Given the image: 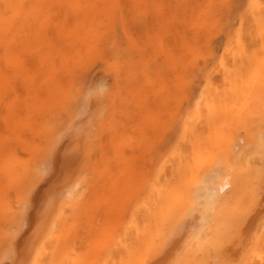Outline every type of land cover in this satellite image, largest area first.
I'll return each instance as SVG.
<instances>
[{"label":"snow or ice","instance_id":"6c2138e0","mask_svg":"<svg viewBox=\"0 0 264 264\" xmlns=\"http://www.w3.org/2000/svg\"><path fill=\"white\" fill-rule=\"evenodd\" d=\"M89 7L104 18L119 15L122 6ZM134 7L143 10L139 13L143 16L159 6ZM214 8L188 54V69L178 79L176 98L150 132L139 130L143 158L121 161L142 173V190L137 192L135 184H129L116 194L111 222L86 248L68 245L61 249L57 244L42 258L49 239L47 221L57 199L54 189L44 191L49 162L62 149L70 165L78 162L91 118L107 114L112 90L106 78L122 75L125 51L98 54L88 61L79 76L74 105L79 119L64 122L52 134L43 165L25 181L13 225L4 237L0 264H264V0L259 4L221 0ZM141 80L147 83V73L129 72V84ZM2 87L7 92V84ZM123 102L129 105L127 120L120 119L123 112L113 111L117 159L120 147L138 131L133 126L129 132L127 126L135 116L132 105L139 101ZM246 134H251L254 154L248 156L244 168L242 158L234 159L233 154ZM89 151H95L94 146ZM257 155L259 165L253 169L251 162ZM241 176L246 177L243 196L235 203L227 226L217 229L213 227L216 208L231 189L233 178ZM192 177L196 178L195 192L189 201L184 190ZM88 179V173L82 172L75 189H82ZM33 215L35 226L29 232L27 221ZM109 233L111 241L98 259L96 249Z\"/></svg>","mask_w":264,"mask_h":264},{"label":"rangeland","instance_id":"374dc122","mask_svg":"<svg viewBox=\"0 0 264 264\" xmlns=\"http://www.w3.org/2000/svg\"><path fill=\"white\" fill-rule=\"evenodd\" d=\"M76 1L77 0H0V135L4 134L5 136H9L10 132L13 131L12 128L15 130V127H11V129L9 127L14 124H11L12 122H15L13 114V108L15 105L14 92L17 91V93L21 94L23 98L26 97V88H28L26 87L28 84H26L28 80L26 77H30L31 74H38V72L45 70L43 69L45 67H42V65L44 66L42 63L44 57L43 54L46 53L44 48L50 43L58 46L61 35L60 32L58 33V27L66 20L64 19L66 15H69L70 17L74 14V11L72 10L74 8L60 6L75 5ZM132 1H135L136 3H133ZM116 3L122 6L119 10V15L114 14L111 16L112 19L109 16L107 19L109 21L107 23H110L112 27H115L111 28L110 26L112 31L107 30V33L105 32L104 35L105 37L107 34L108 37H111V40H114L115 36L113 34H115V41H113L114 43H111L112 41L109 39V46H111V44L112 46L107 48V50L110 49L108 51L104 49V46L102 49L101 46L103 45V42H101L99 45L101 48H97L100 49V52H98V50L95 52L103 54L101 51L102 49L103 51L105 50V53L108 52L112 54L114 51L119 50V48L120 50L123 49L125 51V67L131 69L130 72L140 74L141 76H143L144 73H147L148 81L145 83L141 80L138 83L129 84L126 81L127 79H125L129 75V71L125 67V69L122 70V75L119 76V79L117 76L107 77L106 86L111 90L114 88L111 91L110 106L107 114L103 117L95 116L91 118L90 128L86 131L84 140L81 141L82 150L78 162L74 165H70L65 159L63 149L49 162L50 171L49 176L46 178L44 191L54 189L57 193V199L52 206L47 221L49 239L44 248L43 256L45 257L48 256L51 249L57 244L61 249L68 245H73L76 248H86L89 240L94 238L97 234H104L106 225L111 222L116 194L129 184H135L137 192L142 190V173L138 170L133 171L121 161H137L143 158L144 148L142 147L141 131L139 130H142L143 133L150 132L159 117L168 111L172 101L176 98L178 82L176 77H181L183 74L181 75L179 72L182 73L183 69H185L180 66L181 61H179V63L177 62L178 60H185L189 64L188 54L191 51V48L200 40L202 28L210 21L212 14L215 11L214 6L221 3V0H116ZM256 3L259 4L260 0H256ZM138 4H155L159 7H155L156 9H148L146 14L140 16L138 14L143 10H138L134 7ZM154 9L155 11L157 10L156 15ZM75 15L76 13L74 16ZM71 19L73 20V23H76V16ZM72 20H70V22ZM124 23L126 24V27L124 26ZM113 31L115 33H113ZM6 34L8 37L7 41L5 40ZM104 37L102 38V41L106 39ZM50 38H53L54 41H50ZM130 41L133 42L131 45L129 43ZM114 44H117L116 46L118 47L116 48ZM172 48H174L175 51ZM130 50L131 52H129ZM97 53L93 54L92 57L96 56ZM108 53L105 55H108ZM127 55L129 57H127ZM174 55L175 57H172ZM178 56L182 58L180 59ZM92 57L88 58V60H86V58L82 59L79 65L78 62L73 63L78 66V69L72 64V71L69 69V71H71L70 73L65 72L64 70L63 72L61 71L64 73L61 74L64 80L61 76L60 79L65 82L66 86L69 85L68 87H70L68 88L70 90L67 92L68 99H64L66 105L63 103V100H61L59 105H57L56 110L52 111V113H56L55 115L57 116L51 115L49 121L51 123L55 121L58 122H55V124L53 123L54 125L51 123L46 125V127L48 126L47 128H49V126H54L51 127V130L52 128L55 129V127L56 129L57 127L60 129L62 125H59L61 124L59 121H62V124H64V122H72L79 119L75 107L73 108L72 106V104H76V93H79L78 77L80 75L78 74L84 71L88 61L92 59ZM170 58H172L173 61L177 60V62L173 63ZM36 61L38 65L40 62L42 68L36 65ZM186 62L183 61V63ZM183 63H181V65ZM186 64H183V66L186 67ZM133 65H135V67ZM172 66H174V68ZM80 67L81 70L83 69L82 71L79 69ZM26 69L28 71H26ZM132 69H135L134 72ZM187 69L188 68L184 71ZM66 71H68V69H66ZM25 72L29 75L27 76ZM66 74L68 75L66 76ZM5 83L8 86L7 92H5L2 87ZM120 86L123 90H126V92L125 90L123 91V96L122 93L116 94L117 91L121 92L122 89ZM72 99H75V102L71 104ZM125 99L139 101L138 105L136 103L132 105V110L135 113V116L127 126V131L129 132L132 131L133 126H135L138 131L133 134L131 142L120 147V159H117L118 154L113 146L114 125L112 124L113 114L111 115V113L114 109H116L118 113L119 111L123 112L124 115L120 116V119L127 120L126 113L129 105L123 102ZM63 107L68 110H63ZM61 112H63V114ZM55 117L56 119H61L56 120ZM8 123L9 125H7ZM85 123H88V121H85ZM18 129L20 130L21 127ZM18 129L13 131L15 134H12L16 135L24 130L23 133L25 134L26 132L27 135L25 138H29L28 133L30 131L27 132V129L25 130L24 128L20 131ZM48 130H50V128ZM43 131H46V128ZM52 131L54 133V130ZM56 131L58 130H55V132ZM124 131L125 128L122 127L121 132ZM89 132L91 135H89ZM44 133L46 135V132ZM48 134H50V132ZM45 135L43 134L40 141L37 143V150L39 153H36L33 149L35 145L33 148L29 149L33 151V154L32 152L28 154V150L27 152L25 150H19L21 151L19 152L21 155L24 154L21 158H25L26 162L29 161L27 165L24 160L25 163L23 164L28 166H25L24 170V165L22 166L23 168L20 167L22 170L18 168L21 174L17 173L18 169L12 173L13 175L10 174L11 176L9 175V177L8 175L0 174V192L2 191L0 194V222L2 219L4 220L2 221L4 225L0 223V251H2L4 247V237L13 225L15 206L19 202L18 197L22 195L24 183L31 178V174L29 176V173L32 172L33 174L34 171L40 167L37 165H42L44 163L40 160L43 158V155L45 156L44 153L42 154V150L46 151V147L50 140L49 138L51 137L50 135L45 142L44 140H46V137L48 136ZM241 139L245 142L236 145L238 151L235 152L233 156L234 159L242 158L241 166L247 168L249 164L248 156H253L254 154V149L250 147L253 141L251 134H246L241 137ZM90 145L94 146L95 151H89ZM37 154L42 155L39 156ZM33 155L36 158H34ZM30 161L38 163L36 165L34 164L35 167H37H32ZM258 165L259 156L257 155L254 156L251 166L255 169ZM26 168H28V171ZM32 168L35 170L33 169V171H30ZM237 171L239 173L240 169ZM82 172H87L89 179L84 187L77 191L74 184ZM245 179L246 177L241 176L239 179L233 178L230 182L232 187L230 190L226 191L225 197L227 196V198H223L222 202L216 208L213 217V227L223 230L227 226L228 220L234 210L235 203L243 196ZM195 183L196 178L192 177L185 187L184 195L189 201L194 195ZM4 199L6 202H4ZM119 211L120 214L123 215V207H121ZM27 224L30 232L35 226L34 215L28 219ZM110 241L111 233L104 237L102 244L96 249V258L99 259L103 257V249ZM42 242V239L38 240V243ZM43 256L42 258H44Z\"/></svg>","mask_w":264,"mask_h":264},{"label":"bare ground","instance_id":"6f19581e","mask_svg":"<svg viewBox=\"0 0 264 264\" xmlns=\"http://www.w3.org/2000/svg\"><path fill=\"white\" fill-rule=\"evenodd\" d=\"M140 1V0H139ZM216 1V0H215ZM116 3V0H77L76 2H75V5H78L79 7H75L74 9H72L74 12V14L76 13V17H77V19H75L76 20V23H73V20L71 19V18H74L75 16H74V14L72 15V16H74V17H72V16H70L69 17V15H66L65 16V18L64 19H66L62 24H60L59 25V27H58V33L60 32V42H59V44H58V46H56V45H52L53 43H50V44H47L46 45V47L44 48L45 49V54H43V59H42V63L44 64V66L42 65V67H45V68H43V69H45L44 71H42V72H38V74L36 75V74H31L30 75V77H26V79L28 78V80H27V82H26V84H27V86L26 87H28V88H26V97L25 98H23L22 97V95L21 94H19V93H17V91H15L14 92V101H15V105H14V108H13V114H14V121L15 122H12L11 124H13L12 126L10 125L9 127H10V129H11V127H15V130L16 129H18L19 127H21V129L20 130H22V128H24L27 132L28 131H30L29 133H28V136H29V138H25V136H27L26 135V132H25V134L23 133L24 132V130L23 131H20L19 129V131L22 133H18L17 131V133L18 134H16V135H13V134H15L13 131H15L14 130V128H12V130L13 131H11L10 132V134H9V136H5L4 134H1L0 135V174H4V175H8V177H9V175L11 174V175H13L12 173H14V171H17V169L19 168L20 169V167H22L23 165H24V168H23V170L25 169V166H27L28 165V162H26V160H25V158L24 159H22L21 158V156L23 155L24 156V154H20L19 152H21V151H19V150H25L26 152H27V150L29 151L28 152V154L29 153H31L32 152V154H33V151H31V150H29V149H31V148H33V146H34V150H35V152L37 153L38 152V150H37V148H38V145H37V143L40 141V139H41V136H43V134L45 135V133L44 132H46V135H48L47 137H46V140H44V137H43V140L46 142L47 140H48V137H50V135L52 136V134H53V131L52 130H54V132H55V130H59L58 129V127H57V129H56V127H55V129L54 128H52V130H51V127H54V126H49V128H50V130H48L49 128H47L46 127V125H48V124H50L51 122L49 121V118L51 117V115L53 116H57V115H55L56 113H52V111L53 110H56V108H57V105H59V102L61 101V100H63V103H64V99H68L67 98V92H68V90H70V89H68V88H70V87H68V86H66V84H65V82L63 81L64 80V78H62V75L61 74H64V73H62L63 72V70L65 71V72H71L72 70V67H71V65L73 64V63H75V62H78V65H79V63L82 61V59H84V58H86V60H88V58H91L92 57V55L93 54H95V53H97V52H95L96 50H98V52H100L99 50L100 49H97L98 47L99 48H101L102 47V49H103V46H104V49H106V51H108V50H110V49H108L107 50V48H109V47H111L112 46V44L111 43H114L113 41H115V37H116V35L115 34H113V35H111L112 37H114V40L112 39H110L111 37L109 36H107V34H106V36L104 37V35H105V32L107 33V30H110V31H112L111 29H110V26H111V28H114L115 26H114V23H113V26L114 27H112V25L110 24V23H107V22H109L107 19H108V17H104V18H101L100 16H99V11L98 10H96V9H92L91 7H89L90 5H93V4H103V3ZM133 3L135 2V1H132ZM219 2V1H218ZM136 3V2H135ZM214 3V2H213ZM217 3V2H216ZM127 4V3H126ZM132 4V3H131ZM134 5V4H133ZM157 8V7H156ZM155 8V9H156ZM131 9V8H130ZM155 9H154V11H155ZM139 10V9H138ZM134 11V10H133ZM157 11V10H156ZM156 11H155V15H156ZM121 12V11H120ZM131 12V11H130ZM123 13V12H122ZM137 13V12H136ZM67 14H69V13H67ZM138 14V13H137ZM139 15V14H138ZM132 16V15H131ZM110 18H111V16H109ZM114 17V16H113ZM116 17V16H115ZM133 17H134V14H133ZM138 17V16H137ZM112 19V18H111ZM70 20H72L71 22H70ZM110 20V19H109ZM116 20V19H115ZM114 20V21H115ZM113 21V20H112ZM134 21V20H133ZM136 21V20H135ZM120 22H121V20H120ZM124 22H126V21H124ZM112 23V22H111ZM119 23V22H118ZM127 23V22H126ZM142 23H143V21H142ZM121 24V23H120ZM128 24V23H127ZM144 24V23H143ZM76 25H78V27H74V26H76ZM126 24L124 23V26H125ZM129 25V24H128ZM132 25V24H131ZM117 26V25H116ZM130 26V25H129ZM109 27V28H108ZM126 27V26H125ZM108 28V29H107ZM117 28V27H116ZM131 28V27H130ZM124 29V28H123ZM2 30V29H1ZM115 30V29H114ZM136 30V29H135ZM110 33V32H109ZM112 33V32H111ZM113 33H115L114 31H113ZM136 34V33H135ZM57 37V36H56ZM106 38V39H104L103 41H102V38ZM59 39V38H58ZM109 39H110V41H112L110 44H111V46H109ZM50 41H54V39L53 38H50L49 39ZM48 40V41H49ZM118 40V39H117ZM120 40V39H119ZM134 40V39H133ZM135 41V40H134ZM101 42H103V45L100 47L99 45H100V43ZM115 43H117V42H115ZM115 46L117 45V44H114ZM113 45V46H114ZM119 45V44H118ZM121 46H122V44H121ZM118 46H116V48H117ZM114 48V47H113ZM123 48V47H122ZM101 49V51H102V53L104 54L105 53V50L103 51ZM112 49V48H111ZM127 49V48H126ZM128 49H130V48H128ZM173 50H174V48H172ZM119 50H120V48H119ZM119 50H117V51H119ZM123 50V49H122ZM112 51V50H111ZM175 51V50H174ZM129 52H131V50L129 51ZM169 52H171V51H169ZM43 53H44V51H43ZM108 52H106L105 54H107ZM112 53V52H111ZM98 54V53H97ZM96 54V55H97ZM101 54V53H100ZM130 54V53H129ZM128 54V55H129ZM108 55H111L110 53H108ZM127 55V57H129ZM177 55H179V54H177ZM176 55V56H177ZM179 56H182V55H179ZM178 56V57H179ZM170 57H171V55H170ZM172 57H175V55L174 56H172ZM177 57V58H178ZM93 58V57H92ZM126 58V57H125ZM130 58H131V55H130ZM180 58V57H179ZM178 58V59H179ZM182 58V57H181ZM180 58V59H181ZM39 59V58H38ZM170 59H172V58H170ZM128 61H130V60H128ZM172 61H173V59H172ZM179 61H181L180 62V66L181 67H183V68H188V63L185 61V60H183L184 62H186V63H183V61L182 60H178V62H177V60L176 61H173V63H175V62H177V63H179ZM31 62V61H30ZM29 62V63H30ZM131 62V61H130ZM35 63V62H34ZM36 63H37V61H36ZM85 63V62H84ZM133 63V62H132ZM136 63V62H135ZM181 63H183V64H186V67H184L183 66V64L181 65ZM36 65H38V63L36 64ZM41 64H40V62H39V67H41L40 66ZM73 65H75V64H73ZM83 65V64H82ZM136 65V64H135ZM135 65H133L134 67H135ZM174 65V64H173ZM179 65V64H178ZM27 66H29V65H27ZM76 66V65H75ZM128 66H131V65H128ZM41 67V68H42ZM74 67V66H73ZM78 66H76L75 68H77ZM83 67V66H82ZM173 68H174V66H172ZM179 67V66H178ZM126 69H127V67H125ZM124 68V69H125ZM173 68H171V69H173ZM177 68V67H176ZM29 69V68H28ZM66 69H68V71H66ZM69 69L71 70V71H69ZM78 69V68H77ZM80 70H81V67L79 68ZM123 69V70H124ZM178 69V68H177ZM176 69V70H177ZM185 69H183V71H182V73L181 72H179L181 75L182 74H184L183 72H186V71H184ZM38 70V69H37ZM42 70V69H41ZM75 70V69H74ZM83 70V69H82ZM81 70V71H82ZM129 72L131 71V69H127ZM133 70V69H132ZM135 70V69H134ZM134 70H133V72H134ZM160 70V69H159ZM181 70V69H180ZM179 70V71H180ZM26 71H28L27 69H26ZM62 71V72H61ZM32 72V71H31ZM75 72V71H74ZM73 72V73H74ZM83 72V71H82ZM26 74H27V72H25ZM30 73V72H29ZM68 73V74H69ZM81 73V72H80ZM126 73V72H125ZM68 74H66V76L68 75ZM75 74V73H74ZM76 74H78V73H76ZM124 74V73H123ZM127 74H128V72H127ZM177 74V73H176ZM179 74V75H180ZM29 74H27V76H28ZM78 75H80V74H78ZM126 75V74H125ZM26 76V75H25ZM60 76H61V78L63 79H60ZM71 76H72V74H71ZM74 76V75H73ZM175 76H177V75H175ZM174 76V77H175ZM78 77V76H77ZM125 77V76H124ZM128 77V76H127ZM67 78V77H66ZM71 78V77H70ZM74 78V77H73ZM79 78V77H78ZM123 78V77H122ZM177 79H179L180 77H176ZM72 79V78H71ZM118 79H119V77H118ZM125 79H127V78H125ZM75 80V79H74ZM127 81V80H126ZM69 82V81H68ZM71 82V81H70ZM128 82V81H127ZM126 82V83H127ZM76 83V82H75ZM68 84V83H67ZM70 84V83H69ZM125 84V83H124ZM78 85H79V83H78ZM126 85H128V84H126ZM129 86V85H128ZM73 88H74V86H73ZM120 88H121V86H120ZM119 88V89H120ZM27 89H28V92H27ZM72 89V88H71ZM75 89V88H74ZM73 89V90H74ZM78 89V88H77ZM114 89V88H113ZM112 89V90H113ZM122 89V88H121ZM127 89V88H126ZM76 90V89H75ZM125 90V89H124ZM123 90V91H124ZM116 91H117V89H116ZM76 92V91H75ZM125 92H126V90H125ZM113 93V92H112ZM115 93V92H114ZM121 94L122 92H116V94ZM73 95H74V93H73ZM76 95H77V93H76ZM119 96V95H118ZM123 96V95H122ZM125 96V95H124ZM73 97V96H72ZM113 97V96H112ZM114 97L116 98V96L114 95ZM121 97V96H120ZM124 98V97H123ZM69 99H70V94H69ZM114 99V98H113ZM74 100V101H73ZM66 101V100H65ZM72 101V102H71ZM70 102H71V104L72 103H74L75 102V99H72ZM122 102V101H121ZM67 103V102H66ZM69 103V102H68ZM76 103V102H75ZM65 104V103H64ZM63 104V105H64ZM66 105V104H65ZM75 105V104H74ZM74 105L72 104V106H73V108H74ZM125 105V104H124ZM68 106V105H67ZM70 106V105H69ZM71 107V106H70ZM69 107V108H70ZM118 108H119V106H118ZM71 109V108H70ZM69 109V111L71 112V110ZM61 110V109H60ZM63 110H68L67 108L65 109L64 107H63ZM116 110V109H115ZM62 111V110H61ZM68 111V112H69ZM54 112H56V111H54ZM118 112V111H117ZM120 112V111H119ZM52 113V114H51ZM62 114H63V112H61ZM60 113V114H61ZM75 113V112H74ZM73 113V114H74ZM58 114V113H57ZM113 114V112L111 113V115ZM59 115V114H58ZM110 115V114H109ZM61 116V115H60ZM63 117V116H62ZM57 118H59V117H57ZM128 118V117H127ZM55 119H56V117H55ZM55 119H54V121H55ZM61 119V118H60ZM60 119H56V120H60ZM51 120V119H50ZM53 121V120H52ZM106 121V120H105ZM55 122H58V121H55ZM55 122H53L54 124H55ZM61 124H59V125H62L63 126V124H62V121H59ZM53 123H51V124H53ZM53 124V125H54ZM109 124V123H108ZM113 124V123H112ZM5 125V124H4ZM7 125H9V123L7 124ZM6 125V126H7ZM57 126H59L58 124H56ZM104 125H106V124H104ZM107 126V125H106ZM8 127V126H7ZM45 128H46V131H43V130H45ZM102 128V127H101ZM104 129V128H103ZM8 131H9V129H8ZM7 131V132H8ZM47 131H49L50 132V134H48L49 132H47ZM100 131H101V129H100ZM1 132V131H0ZM13 133V134H12ZM52 133V134H51ZM102 133V132H101ZM23 134H24V136H23ZM45 135V136H46ZM100 137V136H99ZM51 138V137H50ZM49 138V139H50ZM98 139V138H97ZM42 141V140H41ZM44 142V143H45ZM40 144H41V142H40ZM45 144H47V143H45ZM41 146V145H40ZM44 147V146H43ZM40 148V147H39ZM47 148V147H46ZM44 149V148H43ZM37 150V151H36ZM42 150V149H41ZM40 150V151H41ZM43 151V152H42ZM41 152H42V154L44 153L45 154V150H42ZM45 151V152H44ZM25 152V153H26ZM40 152V153H41ZM245 152V151H244ZM39 153V152H38ZM41 154V155H42ZM37 155H39V154H37ZM41 155H39V156H41ZM34 156V155H33ZM38 157V156H37ZM32 158V157H31ZM34 158H36L35 156H34ZM39 158V157H38ZM29 159V158H28ZM33 159V158H32ZM24 160H25V162L27 163V165H25V164H23V163H25L24 162ZM41 161H45V156L43 155V158H41L40 159ZM40 160H39V162H40ZM36 161H37V159H36ZM35 161V162H36ZM31 162V161H30ZM38 162V161H37ZM43 162H41V163H43ZM32 163V164H31ZM30 164H31V166L33 167H35V165L36 164H38V163H34V162H31ZM40 163V164H41ZM35 164V165H34ZM43 165V164H42ZM42 165H37L38 167L40 166H42ZM36 166V167H37ZM28 167V166H27ZM35 167V168H36ZM31 168V167H30ZM19 169H18V172L17 173H20L19 172ZM28 168H26V170H27ZM33 169L34 168H32V170H30V171H33ZM20 170H22V169H20ZM35 170V169H34ZM28 171V170H27ZM35 172V171H34ZM16 173V172H15ZM24 173V172H23ZM21 174V173H20ZM19 174V175H20ZM30 174L32 175V172L31 173H29V176H30ZM10 175V176H11ZM24 176V175H23ZM25 177V176H24ZM17 179V178H16ZM18 181V180H17ZM1 185V184H0ZM1 188V187H0ZM227 191V190H226ZM2 193V191L0 192V194ZM4 193V192H3ZM8 196V195H7ZM1 198V197H0ZM223 198H227V196L225 197V195H224V197ZM1 200V199H0ZM3 200V199H2ZM227 200V199H226ZM225 201V200H224ZM4 202H6L5 201V199H4ZM1 203H3V202H1ZM0 206H1V204H0ZM2 207H4V206H2ZM1 209V208H0ZM5 212V211H4ZM3 212V213H4ZM9 213V212H8ZM4 216V215H3ZM4 218V217H3ZM2 221H4L3 219H2ZM2 221L0 222V223H2ZM2 225H4L3 223H2ZM0 226H1V224H0ZM43 257H45V256H43ZM50 258V257H49Z\"/></svg>","mask_w":264,"mask_h":264}]
</instances>
